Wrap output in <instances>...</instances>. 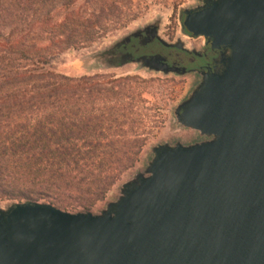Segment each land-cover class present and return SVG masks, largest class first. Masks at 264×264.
I'll list each match as a JSON object with an SVG mask.
<instances>
[{
    "label": "water",
    "instance_id": "95a60500",
    "mask_svg": "<svg viewBox=\"0 0 264 264\" xmlns=\"http://www.w3.org/2000/svg\"><path fill=\"white\" fill-rule=\"evenodd\" d=\"M184 14L183 29L231 51L176 110L207 139L155 146L99 214L0 208V264H264V0H204Z\"/></svg>",
    "mask_w": 264,
    "mask_h": 264
},
{
    "label": "trees",
    "instance_id": "16d2710c",
    "mask_svg": "<svg viewBox=\"0 0 264 264\" xmlns=\"http://www.w3.org/2000/svg\"><path fill=\"white\" fill-rule=\"evenodd\" d=\"M141 7L136 0H0V200L67 206L75 198L88 210L135 166L147 138L136 131L131 138L123 126L139 121L145 81L91 84L54 62L134 20ZM125 96L131 102L110 105Z\"/></svg>",
    "mask_w": 264,
    "mask_h": 264
},
{
    "label": "rangeland",
    "instance_id": "374dc122",
    "mask_svg": "<svg viewBox=\"0 0 264 264\" xmlns=\"http://www.w3.org/2000/svg\"><path fill=\"white\" fill-rule=\"evenodd\" d=\"M136 2H141L142 7L140 14L134 20L117 27L87 48L65 53L54 62V67L57 71L67 75L75 77L85 75L89 78L91 84L98 80L103 81V83L114 82L110 83L114 85H134L135 82L145 81V83L143 82L146 85L143 89V95L135 107L136 113L134 116L139 121L134 125V128L131 123L123 126V130L128 132L129 137H134L136 131L142 137L147 138L144 151L135 166L124 174L121 181L113 187L107 197L88 210L80 206L75 198L70 199L67 206H59L47 199L39 200L41 202L52 203L73 213L90 211L99 214L107 208L110 202L119 198L124 183L134 179L137 174L146 170L154 156L153 148L155 146L166 143L170 145L177 143L190 145L207 139L199 131L180 124L176 115L178 106L190 97L201 81L195 84L190 76L162 73L161 70L145 66L142 61L138 65L123 68L93 64L92 58L96 56L98 51L111 46L134 29L148 23H160L162 35L167 34L164 30L170 27L172 29V39L175 40L174 43L183 41L188 45L190 44L191 41L183 37L181 33L183 21L180 16L184 14L186 9L202 5L204 0H136ZM129 102H131L130 98L125 96L114 99L110 105L122 106ZM100 106L105 107L106 104L100 103ZM90 108L92 110V106ZM112 129L116 131L119 126H113ZM115 137L121 138L120 135ZM200 137H203V139L200 140ZM14 203L16 202L0 200V208H8Z\"/></svg>",
    "mask_w": 264,
    "mask_h": 264
},
{
    "label": "flooded vegetation",
    "instance_id": "af4514ba",
    "mask_svg": "<svg viewBox=\"0 0 264 264\" xmlns=\"http://www.w3.org/2000/svg\"><path fill=\"white\" fill-rule=\"evenodd\" d=\"M180 19L184 21L185 14H182ZM171 31L172 29L168 27L164 30L167 34L162 35L160 23L145 24L111 46L98 51L92 62L102 66L123 68L138 65L143 59L155 58V66L159 63L167 64L161 69L162 73L190 76L195 84L201 81L205 72H218L225 67L231 55L230 49L215 47L204 37H194L183 28L181 33L191 41L190 44L182 41L179 45H171L175 41L172 39Z\"/></svg>",
    "mask_w": 264,
    "mask_h": 264
}]
</instances>
